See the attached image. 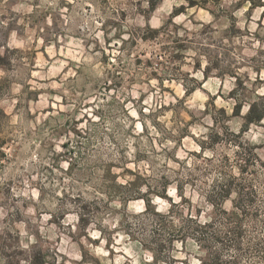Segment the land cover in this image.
<instances>
[{
    "label": "rangeland",
    "instance_id": "374dc122",
    "mask_svg": "<svg viewBox=\"0 0 264 264\" xmlns=\"http://www.w3.org/2000/svg\"><path fill=\"white\" fill-rule=\"evenodd\" d=\"M194 1L0 0V264H264V7Z\"/></svg>",
    "mask_w": 264,
    "mask_h": 264
},
{
    "label": "trees",
    "instance_id": "16d2710c",
    "mask_svg": "<svg viewBox=\"0 0 264 264\" xmlns=\"http://www.w3.org/2000/svg\"><path fill=\"white\" fill-rule=\"evenodd\" d=\"M216 1L219 2L220 0H216ZM244 3H249L251 8L254 7V6H262V7H264V3H263L262 0H238V2H237V4L240 5V6H242ZM148 4L151 7V9L155 8L154 0L153 1L148 0ZM187 4H188V6H195L197 3L194 0H187ZM202 6H205V5H202ZM183 7L184 6L182 4L179 5V7H175L174 10L171 13V18H173V16H175V15L179 14L180 12H182V10H180V9L183 8ZM232 26H234V24ZM161 30L163 31V28L153 29L152 30L153 35H150V36H154V37L157 36L160 33ZM141 38L146 39L147 37L145 35H142ZM3 46H5V45L3 44ZM4 49H5V51L8 50L7 47H4ZM7 63H8V59H7L6 52H4L3 54L0 53V66H3L5 64H7ZM177 99L178 98L175 97V100H177ZM240 109H241V105L240 104H236L235 107L233 108V114L235 116H239ZM263 117H264V101L263 102H258L257 99H256V100L250 102L249 105H248L246 113L243 115V120H244L243 124H242L243 130L246 127H248V125H250V124H258ZM8 120H9V115L5 112V110L2 107H0V129H1L2 125L5 122H7ZM4 142H5L4 140H0V147L3 146ZM229 194H230L229 185H225L224 187L221 186V187L217 188L212 193V195L210 196L209 200H210L212 205H217L218 202L216 201V199H218L220 201V200H222V198L224 196H227ZM143 200H144L145 205L150 207L151 204H150L149 199L144 197ZM151 208H153V207H151ZM153 211H154V208H153ZM196 227L201 229L202 225L200 223L196 222ZM195 232L197 233V231H195ZM203 250H204L203 252H208L209 253L208 249H203ZM152 254L157 258V255H156L155 251H152ZM199 264H223V261L220 260L217 255H213L211 260H207V258H204V259L200 258Z\"/></svg>",
    "mask_w": 264,
    "mask_h": 264
}]
</instances>
